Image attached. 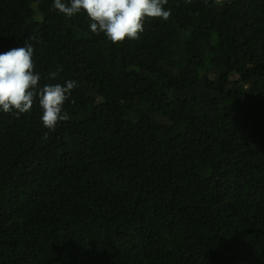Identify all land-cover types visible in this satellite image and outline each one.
<instances>
[{
    "label": "trees",
    "instance_id": "1",
    "mask_svg": "<svg viewBox=\"0 0 264 264\" xmlns=\"http://www.w3.org/2000/svg\"><path fill=\"white\" fill-rule=\"evenodd\" d=\"M164 8L113 44L0 0V53L77 82L54 132L0 112V264H264V0Z\"/></svg>",
    "mask_w": 264,
    "mask_h": 264
},
{
    "label": "clouds",
    "instance_id": "2",
    "mask_svg": "<svg viewBox=\"0 0 264 264\" xmlns=\"http://www.w3.org/2000/svg\"><path fill=\"white\" fill-rule=\"evenodd\" d=\"M192 0H186L191 3ZM207 2V0H205ZM221 5L223 0H214ZM168 0H53V8L66 17L84 12L92 33H101L113 44L137 40L144 31L146 20L167 21L171 11L164 5ZM35 36H28L23 46L0 53V112L19 118L28 113L38 101L42 111L40 120L44 128L55 131L59 122L67 121L64 104L69 100L77 82L40 85L41 75L35 70L33 60ZM62 69L48 73L55 79ZM48 138V132L43 139Z\"/></svg>",
    "mask_w": 264,
    "mask_h": 264
}]
</instances>
